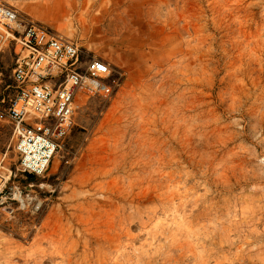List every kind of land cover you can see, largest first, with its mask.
I'll list each match as a JSON object with an SVG mask.
<instances>
[{"label": "rangeland", "instance_id": "1", "mask_svg": "<svg viewBox=\"0 0 264 264\" xmlns=\"http://www.w3.org/2000/svg\"><path fill=\"white\" fill-rule=\"evenodd\" d=\"M0 3L117 83L41 176L0 121V264H264V0Z\"/></svg>", "mask_w": 264, "mask_h": 264}, {"label": "built area", "instance_id": "2", "mask_svg": "<svg viewBox=\"0 0 264 264\" xmlns=\"http://www.w3.org/2000/svg\"><path fill=\"white\" fill-rule=\"evenodd\" d=\"M9 45L7 83L0 73V121L11 126L19 171L41 176L72 125L76 94L109 96L117 83L106 62L0 3V55Z\"/></svg>", "mask_w": 264, "mask_h": 264}, {"label": "crops", "instance_id": "3", "mask_svg": "<svg viewBox=\"0 0 264 264\" xmlns=\"http://www.w3.org/2000/svg\"><path fill=\"white\" fill-rule=\"evenodd\" d=\"M54 25H55V24H54ZM78 34H79V32H76V33H75V37H77V36H78Z\"/></svg>", "mask_w": 264, "mask_h": 264}]
</instances>
